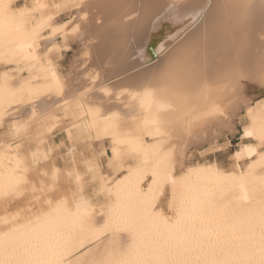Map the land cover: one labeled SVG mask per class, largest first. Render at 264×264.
Listing matches in <instances>:
<instances>
[{
    "label": "bare ground",
    "instance_id": "1",
    "mask_svg": "<svg viewBox=\"0 0 264 264\" xmlns=\"http://www.w3.org/2000/svg\"><path fill=\"white\" fill-rule=\"evenodd\" d=\"M25 1L0 0V264H264V0ZM238 124L229 166L188 160Z\"/></svg>",
    "mask_w": 264,
    "mask_h": 264
},
{
    "label": "rangeland",
    "instance_id": "2",
    "mask_svg": "<svg viewBox=\"0 0 264 264\" xmlns=\"http://www.w3.org/2000/svg\"><path fill=\"white\" fill-rule=\"evenodd\" d=\"M20 4H24L25 0H18ZM68 17V18H67ZM68 14H63L62 19H69ZM77 19V17H76ZM70 48L63 49V55L59 60L61 70L63 72H68L72 65L80 60L81 56L83 55V47L79 43H70ZM66 51V52H65ZM241 124H238V130L234 134L225 133L224 138L230 142L228 148L222 152H218L216 154H200L201 151H204L206 147H209L212 143H201L197 145V147L189 154L188 160L190 159L193 162H205V161H218L223 166H229L228 164L231 163V156L232 153L239 147V145L243 142L241 139L240 133ZM223 139H220L219 142L223 143ZM209 155V156H208ZM201 156V157H200ZM207 158H206V157ZM196 159V160H195ZM201 160V161H200Z\"/></svg>",
    "mask_w": 264,
    "mask_h": 264
},
{
    "label": "snow or ice",
    "instance_id": "3",
    "mask_svg": "<svg viewBox=\"0 0 264 264\" xmlns=\"http://www.w3.org/2000/svg\"><path fill=\"white\" fill-rule=\"evenodd\" d=\"M211 11H212V5L207 4L205 0V3H200L197 6V10L193 13V18L199 17L200 20H198V22H202V19L210 15Z\"/></svg>",
    "mask_w": 264,
    "mask_h": 264
}]
</instances>
